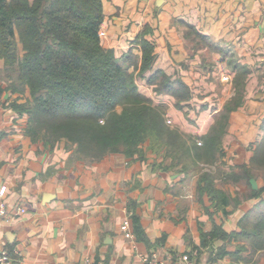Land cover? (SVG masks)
Here are the masks:
<instances>
[{"label":"crops","instance_id":"obj_1","mask_svg":"<svg viewBox=\"0 0 264 264\" xmlns=\"http://www.w3.org/2000/svg\"><path fill=\"white\" fill-rule=\"evenodd\" d=\"M103 11L102 44L117 56L142 57L138 37L155 43L151 69L138 76L146 87L148 78L162 70L174 83L184 82L193 97L191 82L207 83L214 73L211 63L218 65L220 80L229 74L223 72L224 64L231 71L237 65L250 69L244 104L231 112L224 139V144L232 140L230 165L250 164L264 139V0H103ZM189 25L209 46L196 44L199 50L192 53L195 40ZM208 48L216 52L205 55ZM148 90L171 114L191 113L188 106L197 100L183 101L180 110L173 95ZM234 91L232 87L230 97ZM10 101L7 92L0 95V201L11 209L17 204L28 209L22 216L0 219V252L7 248L14 264H85L86 257L94 264H144L139 254L151 252L161 257L169 253L170 264H180L184 255L195 264H210L211 249L201 246L202 231H211L214 223L228 232L239 231L247 213L264 210L263 204L257 210L263 193L226 206L224 214L207 194L200 195L199 178L160 168V159L152 153L144 160L111 154L90 164L72 163L66 155L52 154L33 142L25 134V115H18ZM206 102L190 125L198 133H207L213 116L222 110ZM251 183L254 189L264 187V181L255 178ZM128 208L141 228L133 241L121 231ZM221 244L216 242L215 248ZM213 264H264V256L251 262L227 256Z\"/></svg>","mask_w":264,"mask_h":264},{"label":"trees","instance_id":"obj_2","mask_svg":"<svg viewBox=\"0 0 264 264\" xmlns=\"http://www.w3.org/2000/svg\"><path fill=\"white\" fill-rule=\"evenodd\" d=\"M103 19V0H0V61L16 67L22 91L29 94L24 104L20 99L11 104L18 115H30L25 134L33 142L67 139L76 145L77 154L92 162L111 154L144 160L152 153L160 159L156 162L160 168L186 174V168H177L185 159L212 165L222 162L227 156L224 139L230 114L244 104L250 69L233 67L235 93L228 106L224 105L207 133L189 135L187 140L179 129L167 124L168 106L143 94L137 84V77L150 70L155 61V43L138 37L142 57L134 53L119 57L102 44ZM188 27L189 36L205 39L193 26ZM148 83L156 92L173 95L180 110L183 101L193 98L188 97L190 90L184 82L174 83L162 70L149 77ZM17 89L15 84L13 92ZM3 92L0 86V95ZM3 135L0 133V138ZM257 164L264 165V139L250 164H228L222 175L236 184L245 181L251 187L246 199L260 198L264 187L254 189L251 183L254 176L250 168ZM197 190L200 195L207 194L226 215V206L241 203L216 184L212 173H203ZM262 201L257 210L264 206ZM128 209L133 211L134 233L140 235L138 217ZM252 215L257 220L249 229ZM239 226V231L228 232L214 223L211 231H202L201 246L211 249L210 264L227 256L240 260L238 256L247 247L242 244L231 251L228 247L233 240L246 239L255 252H264V210L247 213ZM216 242L222 244L215 248Z\"/></svg>","mask_w":264,"mask_h":264},{"label":"rangeland","instance_id":"obj_3","mask_svg":"<svg viewBox=\"0 0 264 264\" xmlns=\"http://www.w3.org/2000/svg\"><path fill=\"white\" fill-rule=\"evenodd\" d=\"M192 38L195 40V42H192V53H194L195 51L199 50L198 45H203V46H209L205 40H200L196 35H192ZM198 44V45H196ZM19 52L21 53V47H19ZM211 52H216L211 48L207 49V53H205V55H210L208 53ZM215 55V54H214ZM208 58H210V56H208ZM211 59V58H210ZM209 60V59H208ZM212 62H215L216 64H218L219 60L216 58H214L213 60H209ZM8 65V64H7ZM5 64L4 60L0 61V86L4 89V92H7V94L10 95V99L11 101L9 102L10 106L12 104V101H15L16 99H20L19 103L20 104H24L26 102V98L28 97V93H25L22 91L23 89V84L21 83V81L19 80V73H15L14 70H17L16 67L7 66ZM227 65L224 68L223 72H228L229 74L228 76V80H220L219 78V68L218 65H214L213 63H211L209 65V69L211 71H213L214 73L212 74V77L207 79V83L204 81H200V80H195L191 82V86L193 89V99H197V100H191L192 103L188 106L190 112H186V111H182V112H178V113H169L168 112V120H167V124L170 125L172 128L174 129H179L180 133H182L186 139L188 140L189 135H204V131H199V133L197 132V130H192V128L190 127V125L195 121L194 118H196V116H198V107H201L200 109H202L204 106H206V104H203L204 100H207V106L211 105L212 107H217L218 105L221 106L220 108L223 110L224 105L228 106L229 100H230V94L232 92V87L231 84L233 83V81L236 79V77H234L233 71H231V67L229 64H224ZM239 66V65H238ZM215 70H216V74H215ZM232 76V80L230 79V77ZM240 76H244L245 73H241L239 74ZM195 77V76H193ZM244 79V78H243ZM231 80V81H230ZM137 81H139L141 89L140 91H144L142 92L143 94H145L146 96L150 97L149 95L151 94V91H149L148 89L151 90L152 86H148L146 87L145 82H143L141 79H138L137 77ZM15 84L18 86V89L13 92L14 86ZM239 89H241V83H239ZM231 91V92H230ZM190 96V92L188 94V97ZM206 98V99H205ZM154 99L156 103L159 98H157L154 95ZM230 108V107H229ZM26 120H25V124H23L24 126V130L27 129L28 127V122L30 119V115L27 112H24ZM218 114L214 115V122L216 120ZM213 119V118H212ZM190 144L192 143L191 141H189ZM232 142V140H230L228 138L227 141H225V148L227 151V156H225V159H221V161H217L216 164H210L206 161H202V162H194L191 158L185 159L182 161V163H180V165H178L177 168L181 169L182 167L187 169V174L190 177H197L200 178L203 173L208 172V173H212V176H214L216 178V184L219 187H225L229 192L232 191L233 193H236V197L234 199L236 200H247V195L249 194V190L247 191V187H246V182L242 181L240 184H236L234 182H229L225 179L223 172H225V170L227 171V167H228V161H230V158H233V156H229V150L231 148L230 143ZM37 143H40L43 147H45V149L47 151H49L52 154H58V155H66L67 158L70 162L72 163H79V164H90L92 163V159L87 158V157H83L80 156L79 154L76 153V145L70 143L67 141V139H61L58 141H50L48 139H46L45 141H39ZM171 160L168 161V163H170ZM94 162V161H93ZM175 162H177V160H175ZM251 173L254 176V178L256 180H259V182H263L264 181V165L262 166V164H257L252 166L251 168ZM237 191V192H236ZM231 195V194H230ZM233 197V196H232ZM234 201V200H233ZM257 220V218L255 217V215H252L249 221L250 224V228L251 229L253 227V223H255ZM246 224V223H245ZM245 226V225H244ZM242 244H244L247 249L242 251L240 256H238V258L240 259V261H244V262H251L253 261L256 256L258 257H262L264 256V253L261 252H255L252 247L251 244L248 240L246 239H241L238 241L233 240V242L230 244L231 247H235L233 249V251H236V249L240 248V246H242ZM236 258V257H235Z\"/></svg>","mask_w":264,"mask_h":264},{"label":"built area","instance_id":"obj_4","mask_svg":"<svg viewBox=\"0 0 264 264\" xmlns=\"http://www.w3.org/2000/svg\"><path fill=\"white\" fill-rule=\"evenodd\" d=\"M222 80H228V76L223 75ZM27 213L28 209L23 204H17L11 209L5 202L0 201V219L22 216ZM132 215L133 211L128 209L126 217L121 224V231L126 239L133 241L136 239V235L133 230ZM139 256L144 264H170L172 261V257L169 253L164 257H161L157 252L139 254ZM14 262V257L11 255L10 251L7 248L2 249L0 252V264H14ZM84 263L94 264V261L90 257H86ZM181 263L195 264L189 255H184Z\"/></svg>","mask_w":264,"mask_h":264}]
</instances>
